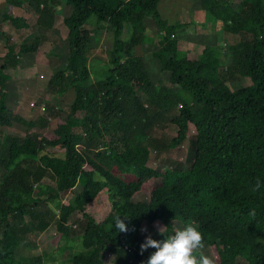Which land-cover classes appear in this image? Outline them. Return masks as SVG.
Returning <instances> with one entry per match:
<instances>
[{
    "label": "trees",
    "instance_id": "trees-1",
    "mask_svg": "<svg viewBox=\"0 0 264 264\" xmlns=\"http://www.w3.org/2000/svg\"><path fill=\"white\" fill-rule=\"evenodd\" d=\"M161 1L3 0L0 24L18 30L29 25L15 9L30 8L38 28L47 30L63 14L67 63L51 75L48 92L73 99L66 118L60 107L47 105L45 115L27 121L8 105L11 78L7 64L0 66V264H43L41 256L26 255L31 249L24 245L52 225L65 250L76 249L62 264H105L110 253L112 264H145L156 250L140 254L142 226L160 240L156 225L169 236L175 222L197 227L218 264H264V0H192L222 32L241 37L209 44L196 57L179 46L190 25L164 19ZM103 34L111 48L98 51ZM43 39L25 40L19 52L38 58ZM7 46L6 58L16 59L8 39ZM149 49L169 88L153 79ZM96 52L108 53L107 70L90 69ZM244 78L250 85L235 89ZM176 109L177 136L169 143L153 137ZM52 117L57 128L49 132ZM18 123L24 136L5 130ZM191 127L189 169L149 166L152 151L178 148ZM160 178L148 202L133 201ZM77 187L74 200L63 205L62 194ZM105 190L111 209L97 221L87 210ZM77 213L85 219L72 222ZM116 216L130 219L124 220L127 233L115 229Z\"/></svg>",
    "mask_w": 264,
    "mask_h": 264
},
{
    "label": "rangeland",
    "instance_id": "rangeland-1",
    "mask_svg": "<svg viewBox=\"0 0 264 264\" xmlns=\"http://www.w3.org/2000/svg\"><path fill=\"white\" fill-rule=\"evenodd\" d=\"M232 1L238 2L239 0ZM63 10L66 11V8ZM160 12L162 13L163 18L171 24L181 22L190 25L187 34L180 39L179 46L182 50L190 51L192 57L199 55L205 46L215 44L219 40L233 44L239 42L241 39L240 36H231L222 32V26L211 23L210 18L206 13L199 10L198 5L192 0H162L160 4ZM22 15L28 19V22H30L32 31H35L32 33V37L42 35L44 39L39 48L40 54H37L38 58L36 54L33 53L29 55H21L19 50L22 43H20L21 41H18V44L13 45L14 57L16 59L6 58L8 46L7 43L0 39V41H2L0 42V66L7 64L8 68L5 73L11 78L8 82V105L16 115L21 116L27 121H34L45 115V107L47 105L60 107L64 111L63 118H66L70 112V105L73 99L72 93H69L60 99L51 96L48 92V83L51 75L62 67H65L67 63L68 30L64 24L63 14L56 16L54 28L51 30L38 28L39 26L35 24V18L37 15L34 13L29 14V12L23 10ZM9 25L12 24L8 22V25H6L8 28L4 27L6 31L11 28ZM89 27L91 28L93 26ZM98 45V51L101 49H110L111 39L109 35L103 34ZM152 50L153 49L148 50L147 59L149 60V67L153 79L155 82H163V85L159 86L162 89L169 88L170 85L167 81L168 74L161 70L160 65L157 62L153 61L151 54ZM101 53L96 52V56L89 60L88 65L94 73L105 71L109 67L108 53ZM249 85L250 80L246 78L242 79L239 83L233 84L235 89L247 87ZM178 113V109H176L171 115H167V119L163 124L155 128L152 132V136L162 139L165 143H169L174 137H176L178 128L171 122V120L176 117ZM49 123L47 130L53 132L57 128V120L52 117L50 118ZM5 130L14 135L24 136L26 127L18 123L11 128H5ZM194 136L195 129L191 127L188 139L178 148L167 149L162 152L152 151L149 166L160 170L173 167L182 170L189 169L194 161ZM52 151L56 152L57 150L52 149ZM161 183V178L150 180L144 185L141 192L134 196L133 201L148 202L153 189ZM80 190L81 187H77L76 189L62 194L60 201L63 205H68L74 200L76 194H78ZM110 209L111 204L105 190L88 208L87 213H90V215H92L97 221H102L108 215ZM78 219H82L81 221H83L85 216L77 213L71 221L74 222ZM81 224L82 223L79 221L74 223L73 229L77 231V235L82 231L80 228ZM174 226L176 229L182 228L183 224L175 222ZM143 228H147V232L141 231L143 239L148 235L153 237V231L146 224L142 226V229ZM57 233L56 226L52 225L40 237L30 236L24 246L31 250L27 251L25 254L41 256L43 264H62L66 262L67 259H70L73 256L74 250L76 249L70 251L65 250L67 243L64 240H61ZM164 239L166 238L163 236L160 238V240ZM78 243L79 241L71 242L69 245L75 247L78 246ZM34 245H37L38 248H32ZM202 251L205 255L214 259L215 264H218V261L215 258V253L210 247L205 246ZM114 258V254H108L105 259V264H112ZM147 260L145 264H147Z\"/></svg>",
    "mask_w": 264,
    "mask_h": 264
},
{
    "label": "clouds",
    "instance_id": "clouds-1",
    "mask_svg": "<svg viewBox=\"0 0 264 264\" xmlns=\"http://www.w3.org/2000/svg\"><path fill=\"white\" fill-rule=\"evenodd\" d=\"M124 220L130 221L126 217L122 220L121 216L114 218L115 229L119 233L129 231ZM156 227L158 234L165 236L162 233L167 227L160 225H156ZM132 230L134 231V229ZM141 231L147 232V228H143ZM165 237L164 240H155L151 235H148L140 245L141 255L150 248L156 250L148 258L147 264H215L214 259L202 251L205 248L204 237L197 227L191 224L185 225L183 228H177L174 234Z\"/></svg>",
    "mask_w": 264,
    "mask_h": 264
},
{
    "label": "crops",
    "instance_id": "crops-1",
    "mask_svg": "<svg viewBox=\"0 0 264 264\" xmlns=\"http://www.w3.org/2000/svg\"><path fill=\"white\" fill-rule=\"evenodd\" d=\"M4 9L5 8H4L3 1L0 0V11H1V14L5 13V12H3ZM23 10L25 12H29V14H32V13H34L35 15H37V14L35 12H33L28 7H24L23 9H15L14 10V12L16 14H18L20 17H22V18H24L26 20L27 24L29 25L28 28H24V29L18 30V29H15L14 27H12V25H9V26H11V28L8 31H6L5 28H8L6 26V25H8V22L7 23L2 22L0 24V28L2 27L1 31H3L5 33L4 35H0V39L3 40L5 43H7V39H8L10 46L18 44V41H21L20 43L23 44L25 40L31 39L32 36H33L32 33L35 32L34 30L32 31V28H31L32 26L30 25V22H28V19L22 15ZM0 17H2V16H0ZM37 17L35 18V24L36 25H37ZM0 42H2V41H0Z\"/></svg>",
    "mask_w": 264,
    "mask_h": 264
}]
</instances>
